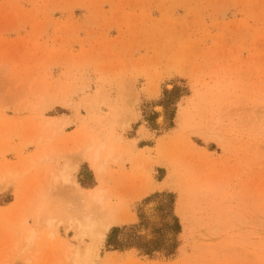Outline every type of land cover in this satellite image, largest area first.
<instances>
[{
    "label": "rangeland",
    "instance_id": "obj_1",
    "mask_svg": "<svg viewBox=\"0 0 264 264\" xmlns=\"http://www.w3.org/2000/svg\"><path fill=\"white\" fill-rule=\"evenodd\" d=\"M92 137L118 160L101 182ZM100 186L136 218L103 242L68 228L103 219ZM70 246L264 264V0H0V264H72Z\"/></svg>",
    "mask_w": 264,
    "mask_h": 264
},
{
    "label": "bare ground",
    "instance_id": "obj_2",
    "mask_svg": "<svg viewBox=\"0 0 264 264\" xmlns=\"http://www.w3.org/2000/svg\"><path fill=\"white\" fill-rule=\"evenodd\" d=\"M87 148L92 152L91 161L95 169V172L98 175V178L102 180V176L107 170V164L109 162L118 161L115 157V147L113 145L110 146L107 141L98 143L97 139L95 137H92L89 139ZM67 177H68L67 174L64 175L65 180L67 179ZM77 192L81 193V191L79 190H77ZM84 197H85L86 202L90 204H94L97 207L96 208L97 210L98 209L101 210L104 214V217L102 220L98 221L96 217L94 218L92 215L90 216L87 215L81 221L69 222L68 228L73 227L75 231L81 236H84L85 234H89L93 240H99L103 242L107 233L115 225V223L122 224L124 222H129V221L133 222L136 220V218H131V220L130 219L128 220L119 219L118 220L116 216L115 208L111 205H108L106 202V191L103 189H98L93 192L90 191L84 194ZM33 232L34 231L31 230L27 235L31 233L30 237H32ZM95 245L96 244H94V247ZM86 246H89V244ZM99 248H100V245H99ZM69 251L72 253V256H71L73 258L72 264H92V259L96 257L95 251L92 252L91 248H86V249H83V251H81L79 248L77 247L75 248V246H70Z\"/></svg>",
    "mask_w": 264,
    "mask_h": 264
},
{
    "label": "crops",
    "instance_id": "obj_3",
    "mask_svg": "<svg viewBox=\"0 0 264 264\" xmlns=\"http://www.w3.org/2000/svg\"><path fill=\"white\" fill-rule=\"evenodd\" d=\"M89 159H90V162H91V165L90 166H92V168H93V170L95 171V169H94V167H93V164H92V161H91V158L89 157ZM95 175H96V178H97V180L99 181V182H101V180H100V178H98V175L96 174V172H95ZM98 189H103L104 190V188H102V186H100V187H95L94 189H92V190H89V191H86V192H93V191H96V190H98ZM85 191V190H84Z\"/></svg>",
    "mask_w": 264,
    "mask_h": 264
}]
</instances>
